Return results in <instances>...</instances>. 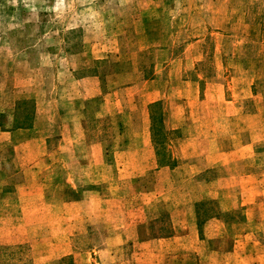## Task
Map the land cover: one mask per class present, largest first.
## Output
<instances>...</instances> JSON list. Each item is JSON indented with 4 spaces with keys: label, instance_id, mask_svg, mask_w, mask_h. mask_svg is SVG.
<instances>
[{
    "label": "rangeland",
    "instance_id": "374dc122",
    "mask_svg": "<svg viewBox=\"0 0 264 264\" xmlns=\"http://www.w3.org/2000/svg\"><path fill=\"white\" fill-rule=\"evenodd\" d=\"M154 72L166 112L184 111L180 81L198 82L188 102L228 164L217 175L170 178L144 159L134 183L130 168L115 169H136L135 159L114 157L88 176L110 179L95 193L122 201L96 205L90 229L72 237L55 213L54 176L39 173L37 159H15L30 182L9 189L23 176L11 172L12 139L1 140L0 264H264V0H0V131L36 127L19 136L20 151L54 150L52 115L43 110L59 101L55 90L77 97L78 76L95 74L112 109L114 87ZM134 96L126 94L125 117L136 113L126 102ZM95 107L92 137L113 150L119 138L108 122L116 116ZM44 123L52 131L42 141ZM172 139L158 137L163 153ZM198 182L201 191L181 189ZM118 225L124 237L105 231Z\"/></svg>",
    "mask_w": 264,
    "mask_h": 264
},
{
    "label": "crops",
    "instance_id": "0c3cea01",
    "mask_svg": "<svg viewBox=\"0 0 264 264\" xmlns=\"http://www.w3.org/2000/svg\"><path fill=\"white\" fill-rule=\"evenodd\" d=\"M122 72L124 71H118V73ZM184 73L185 71H183ZM95 76L93 73H88L74 79V83L77 85V97L64 99L63 90L61 92L55 90V96L59 98V101L56 100L53 104L46 102L47 109L45 108L43 112L52 115L53 126L51 127L54 128L52 136L55 138L54 150L26 153L17 148L21 144V140H18L19 136L35 129V121H32L30 127L26 129L18 128L10 131H0V138H2L0 142L1 140L12 139L11 143L13 144L10 151L11 155L9 156V158H12L10 161V166H13L11 172L13 175L21 174L23 176H19V181L22 179L23 182H18L20 183L18 185L12 184L9 189H26L28 185L22 183L30 182L25 177L26 169L23 168L24 163L20 164L19 161L15 165V159L25 156H33L34 160L37 159L36 163L32 164L40 165L38 172L40 173L42 170V173H45V177L48 175L54 176L50 179L54 183L55 206L60 207V210H56L55 213L65 223L68 222L66 228L71 230L68 236L72 237L82 234L79 232L81 228V232H86L90 229L91 216L94 218L96 205L100 206V204L110 201L119 204L122 201H115L112 198H109V200L103 199L105 196L98 192L110 188L108 184L110 179L108 181L102 179V181H97L96 183L92 178L89 179L88 176L89 174H94L95 171H104L110 168L108 165H111V159L114 157L135 159L134 166L136 169H133L132 165L128 167L126 162L123 165H117V168L115 167V171L117 170L123 174L127 173V168H130L131 171L128 174L134 173V183L137 181V177L140 176L139 174L143 172L144 159L146 163L150 164V169L153 172L166 173L170 178L179 174L190 177L199 176L200 178V175L208 173L215 175L217 172H221L220 168L223 169L224 165L228 164L227 161H224L226 156H228L227 152L222 151L220 148H215L213 144L215 138L208 139V135L202 134L203 117H195L196 109L193 105L196 104L188 102V99L193 98L191 94H194V99L197 100L199 95L198 82L186 79L180 81V88L183 89L185 101L184 111L178 114L171 110L166 112L168 109L165 104L166 99H164L165 93L163 91L160 95V89H162L160 83H162V80L158 76V72H154L149 77L144 78V80L136 79L114 87L110 92L112 100H114L112 109L107 108L106 103V105L104 104L102 96H100V82ZM130 93L135 96L130 101L126 100V102L134 101L136 113L135 115L132 114L131 117L127 114V117H125L124 102L126 94ZM99 97L101 100H98ZM142 97H145V100L139 105ZM75 98L77 99L74 100ZM96 102H98V106L104 105L106 113H112L116 116L108 122L109 125L117 128L119 138L118 145L116 144L113 150L106 149L107 145H105L104 139L100 140L92 137L94 122L88 118V115L95 112L97 108L95 107ZM36 109L38 110L37 104ZM40 112H42V109H40ZM199 113H202L201 109ZM46 126L47 123L40 126L42 129L41 134H44L41 138L42 141L51 136L49 132L52 130L46 129L43 131ZM163 132H171L173 135L172 141H169V143H172V147L167 146L170 151H165L164 153L163 149H160V145L157 146V143L160 142L158 137L163 136ZM218 180L220 181L221 179ZM203 186L204 183L198 182L193 186L184 185L181 189H197L201 191ZM39 188L45 189L44 186H39ZM121 188L119 187L118 189ZM167 188L171 189L168 185ZM96 189L98 190L97 193H95ZM201 197L202 195L198 194L199 200ZM184 204L186 205V203ZM135 206L141 207V203L138 205L135 202ZM62 209L65 211L63 212ZM174 212L175 210H172L169 213L174 214ZM18 214L21 215L22 211ZM122 227L118 225L105 231L114 232ZM117 235L118 237L125 236L124 233L120 232Z\"/></svg>",
    "mask_w": 264,
    "mask_h": 264
}]
</instances>
